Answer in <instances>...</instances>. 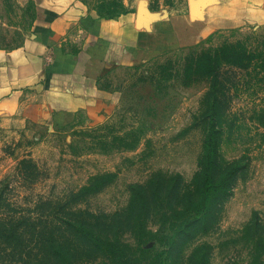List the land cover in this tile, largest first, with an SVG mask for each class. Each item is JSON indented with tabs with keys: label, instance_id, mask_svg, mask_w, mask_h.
<instances>
[{
	"label": "rangeland",
	"instance_id": "1",
	"mask_svg": "<svg viewBox=\"0 0 264 264\" xmlns=\"http://www.w3.org/2000/svg\"><path fill=\"white\" fill-rule=\"evenodd\" d=\"M40 2L0 0V49L24 43L35 26ZM74 2L89 18L103 19L134 11L158 19L197 13L204 4ZM162 39L160 50H150L142 58L135 50L132 54L116 48L114 61L106 50L98 81L100 98L90 110L53 125L28 127L0 120V221L43 217L56 223L47 214L62 215L59 207L64 205L95 213L122 212L132 194L147 185L154 208L149 212V199L141 195L129 219L140 218L146 224V246L157 255L155 264H264V226L255 225H264V80L247 85L243 71L227 65L216 102L215 96H206L212 86L208 68L193 64L202 52L227 44L264 50V21L216 29L174 47L164 43L168 38ZM212 158L238 161L240 169L221 170ZM98 177L95 189L81 194ZM195 185L199 191L195 188L194 202L187 205L178 192ZM177 208L183 214L174 218ZM13 227L10 224L9 230ZM19 235L0 233V264H54L50 252L32 239L33 233H23V240ZM123 237L132 244L137 240L129 227ZM44 256L49 260L37 261ZM95 258L78 255L88 264H111Z\"/></svg>",
	"mask_w": 264,
	"mask_h": 264
},
{
	"label": "crops",
	"instance_id": "2",
	"mask_svg": "<svg viewBox=\"0 0 264 264\" xmlns=\"http://www.w3.org/2000/svg\"><path fill=\"white\" fill-rule=\"evenodd\" d=\"M203 1L197 13L150 19L134 11L103 19L89 18L74 0H41L24 43L0 49V120L28 127L53 125L90 110L100 98L98 81L106 50L114 61L116 48L132 54L135 50L142 58L150 50H160L163 36L168 38L164 43L174 47L216 29L264 21V0Z\"/></svg>",
	"mask_w": 264,
	"mask_h": 264
},
{
	"label": "trees",
	"instance_id": "3",
	"mask_svg": "<svg viewBox=\"0 0 264 264\" xmlns=\"http://www.w3.org/2000/svg\"><path fill=\"white\" fill-rule=\"evenodd\" d=\"M193 64L196 66L195 68L197 66L208 68L206 77L212 81V86L210 84V90L206 92V96H208V100L212 95V97L215 96L216 102L218 88L221 85L223 86L222 83H219V79L223 67L227 65L242 70L247 85L253 80L256 82L264 80V50L251 52L241 43L227 44L213 51L202 52L194 58ZM229 72L234 73L233 70H229ZM238 73L235 72L234 74L238 76ZM262 115L264 117V113ZM262 115L260 118H262ZM208 154L210 155V153ZM212 159L216 161V158ZM216 164L221 170L227 168L229 170L230 166L235 167L231 173H237L240 169L238 161L225 162L219 158ZM201 172H198L196 176H200ZM99 178L101 177L92 179L90 185L81 189V194L94 190L96 182L99 183L97 181ZM227 179L228 177L223 181ZM193 188L185 190L184 193L182 191L178 192L183 199H187V205L194 202L196 185ZM141 189V192L132 194L129 206L122 212L95 213L90 210H73L69 205H64L59 207V211L63 212L62 215L57 213L47 214L48 216L52 215L56 219V223L49 218L46 219L47 221L43 220V217L38 218V221H32L29 218L17 220L14 223H2L3 221H0V233L3 235L9 233L21 234L19 235L20 240H23V233L31 235L33 233L32 239H35L45 252L47 250V253L50 252L51 258L55 260L54 264H88L86 260H78L79 254L83 256L96 255L95 260L98 257V259L104 258L107 261L109 260L111 264H155L157 263V255L152 252V248L146 246V243H148L145 240L147 234L146 224L142 223L140 218L129 219L130 214L138 206V198L142 195L149 199L147 185H144ZM196 189L199 191L198 187ZM153 208V199H149L147 210L150 212ZM182 214L183 212L178 208L173 210L174 218H178ZM10 224L14 226L12 230H9ZM255 225L259 229L264 226L260 221H257ZM126 227H129L131 232L137 236L134 244L123 237V231ZM181 227L182 225H180ZM138 248L140 252L136 251ZM133 250L136 252L132 253ZM47 253L46 256L48 257ZM47 257L44 256L37 261L49 260Z\"/></svg>",
	"mask_w": 264,
	"mask_h": 264
}]
</instances>
